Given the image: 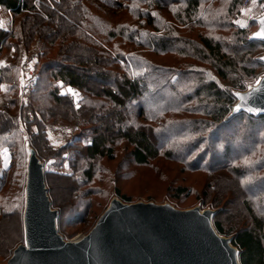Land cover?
Returning a JSON list of instances; mask_svg holds the SVG:
<instances>
[{
	"label": "trees",
	"instance_id": "1",
	"mask_svg": "<svg viewBox=\"0 0 264 264\" xmlns=\"http://www.w3.org/2000/svg\"><path fill=\"white\" fill-rule=\"evenodd\" d=\"M32 1L0 0L12 16L11 31L0 26V82L8 83L0 90V147L23 149L16 140L20 120L42 163L58 151L72 152L70 173L44 171L58 220L81 223L88 215L100 193L89 187L95 162L113 160L123 142L135 165L160 158L187 174H206L196 197L200 208L214 211L212 225L231 239L239 264H264V114L231 111L234 93L264 70L257 60L264 41L248 38L256 24L241 28L231 20L242 0ZM32 45L41 52L37 79L30 103L19 110L16 68ZM64 123L75 133L54 152L45 127ZM10 183L7 176L0 180V203L7 207ZM172 192L188 197L191 188ZM113 193L131 202L117 188ZM17 209L0 207V220L18 224L16 236H0V259L22 239Z\"/></svg>",
	"mask_w": 264,
	"mask_h": 264
},
{
	"label": "water",
	"instance_id": "2",
	"mask_svg": "<svg viewBox=\"0 0 264 264\" xmlns=\"http://www.w3.org/2000/svg\"><path fill=\"white\" fill-rule=\"evenodd\" d=\"M251 41H264V12L254 20ZM264 64V54L258 57ZM257 84L235 92L232 114H264V74ZM251 110V111H250ZM22 211L23 244L5 264H239L238 250L212 225L214 211L199 206L175 209L169 203L110 200L91 230L67 241L57 228L44 166L26 145Z\"/></svg>",
	"mask_w": 264,
	"mask_h": 264
},
{
	"label": "rangeland",
	"instance_id": "3",
	"mask_svg": "<svg viewBox=\"0 0 264 264\" xmlns=\"http://www.w3.org/2000/svg\"><path fill=\"white\" fill-rule=\"evenodd\" d=\"M40 0H33V4H38ZM45 1V0H44ZM243 1V0H242ZM248 4L241 8L240 4V13L236 18H232L234 24H237L241 28L245 26L251 25V22L260 14L264 12V0H248ZM88 4V2H85ZM124 4V3H123ZM94 5V4H93ZM99 8L103 9V11L107 13H111V10H107L103 8L98 3L96 4ZM99 8L95 5L91 11L93 13L99 14ZM9 12H2L0 9V18H3L8 21L9 19ZM239 21L240 23H237ZM4 27V26H3ZM255 26L250 27L249 31L253 32L255 30ZM6 29V28H5ZM21 55L20 61L17 65L18 66L21 62L22 56ZM160 59L166 61V58H159L157 57V62H161ZM7 61V59H6ZM12 74V73H11ZM264 74V70H259L257 76L254 78H250L246 80V88L257 84V80L260 75ZM13 80V79H12ZM15 80V79H14ZM3 82V81H2ZM15 96L18 99V88L15 86ZM18 109L19 101H18ZM20 114V113H19ZM19 127L22 133L16 134V140L23 144V149L20 151L17 148H7L6 146L0 147V180L4 177H8L9 180H14L15 185L12 186L10 183L9 188V198H7V206L3 205L4 203H0V207L3 211L9 212L13 210L20 211L21 213V222H22V211L24 206V186H25V176H26V159H27V152H26V145L28 141V134L24 130V126L20 120H18ZM67 125V124H63ZM55 126V125H53ZM53 126L45 127V140L47 145L51 147V149L56 152L59 148L64 146H54L50 143V135L48 131L53 129ZM60 126V125H58ZM68 126V125H67ZM70 127V126H69ZM72 128V127H71ZM33 129V128H32ZM35 129V128H34ZM73 129V128H72ZM74 130V129H73ZM75 133V132H74ZM21 135V136H20ZM14 139V138H12ZM79 147V146H78ZM12 149V150H11ZM114 159L107 160V159H100L95 162V178L92 182L90 188L95 192L100 191L97 196L92 197V205L88 209V215L83 218L81 223L77 222H67L66 217L60 218L57 221V228L59 234L63 237L64 240L72 241L85 236L91 228L94 226L95 222L97 221L98 217L103 213V211L107 208L111 199L116 198L117 196L114 195L113 189H118L121 195H125L130 198V203L136 202H153L156 204H165L171 203L175 209L180 210H189L195 206H199V200L196 198L199 195L200 190L204 187V180L206 179V174H187L184 170H181L180 166L176 162H170L164 159H157L152 161L150 164L146 166H139L135 165L132 159L129 156V150L125 147V144L121 142L120 144L116 145L114 148ZM14 152V153H11ZM58 157L51 156L52 158L47 159L46 162H41L44 166V171L51 170L58 173H70V155L72 152L70 150H65L62 152H57ZM45 160V159H44ZM8 169V171H6ZM5 170V172H3ZM3 176V177H2ZM14 184V182H13ZM180 186L182 188L187 187L188 189L191 188V193L188 197L181 196L180 198H174L172 196L173 190L175 187ZM118 198V197H117ZM85 199V201H90ZM91 203V202H90ZM83 205L81 208L84 209ZM53 208V207H52ZM208 208V207H203ZM54 209V208H53ZM210 209V208H209ZM56 210V209H55ZM227 212V211H226ZM231 212V211H230ZM227 213H220V218H225ZM223 218V219H224ZM14 218L8 219H1L0 220V229H1V238L3 241H7L8 238L12 236H16V229L18 224L14 223ZM22 225V223H21ZM240 225V224H239ZM23 227H22V239L17 242L16 246L23 244ZM1 245H0V252H1ZM13 249V250H14ZM12 250V251H13ZM12 253V252H11ZM11 256V254H10ZM9 259V258H8ZM6 257L0 259V264H5L7 262Z\"/></svg>",
	"mask_w": 264,
	"mask_h": 264
},
{
	"label": "built area",
	"instance_id": "4",
	"mask_svg": "<svg viewBox=\"0 0 264 264\" xmlns=\"http://www.w3.org/2000/svg\"><path fill=\"white\" fill-rule=\"evenodd\" d=\"M248 2V0H243L241 8L245 7ZM9 15L8 21L0 18V26H4V28H6L5 31H11L12 16L10 13ZM1 44L2 42L0 40V50L2 47ZM40 54V49L36 45H32L22 56L21 62L18 66V78L16 81L19 106H26L31 101L32 92L37 79L35 66L39 60ZM7 89L8 83L0 82V90L5 91ZM33 119L34 118L30 116V120L32 121ZM48 134L50 135V143L54 146L60 147L65 145L72 138L74 135V130L67 125H60L48 131Z\"/></svg>",
	"mask_w": 264,
	"mask_h": 264
},
{
	"label": "snow or ice",
	"instance_id": "5",
	"mask_svg": "<svg viewBox=\"0 0 264 264\" xmlns=\"http://www.w3.org/2000/svg\"><path fill=\"white\" fill-rule=\"evenodd\" d=\"M237 23H240L239 21H237ZM258 35H264V31H262L261 33H258ZM69 92L72 93V90L69 89ZM73 95H75V93H73ZM251 111V110H250Z\"/></svg>",
	"mask_w": 264,
	"mask_h": 264
}]
</instances>
